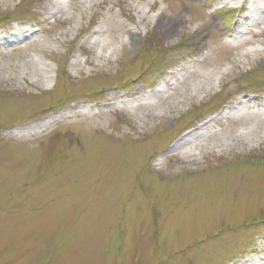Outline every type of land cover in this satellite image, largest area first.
Instances as JSON below:
<instances>
[{"label": "rangeland", "instance_id": "obj_1", "mask_svg": "<svg viewBox=\"0 0 264 264\" xmlns=\"http://www.w3.org/2000/svg\"><path fill=\"white\" fill-rule=\"evenodd\" d=\"M51 1L0 0V264H264V0Z\"/></svg>", "mask_w": 264, "mask_h": 264}, {"label": "bare ground", "instance_id": "obj_2", "mask_svg": "<svg viewBox=\"0 0 264 264\" xmlns=\"http://www.w3.org/2000/svg\"><path fill=\"white\" fill-rule=\"evenodd\" d=\"M50 4H51V6L53 8L57 9V8H59L61 6V1L52 0ZM263 5H264V1H255L250 6V8L248 10L249 11L248 14L246 16H244V18L240 21V27L244 28L246 26V22H248L250 25H254L255 27H257L262 21L260 15L264 14V6ZM138 19L141 22H143V21H146L147 23L149 22V18L147 17V15H146L144 10H138ZM152 20L154 22H157V18L156 19L153 18ZM169 27H170V23L167 24L166 32L168 31ZM239 32L241 33L242 31L239 30ZM240 35H242V34H240ZM128 41H133V36L129 37ZM177 72H179V70H177ZM160 91H164L163 90V86L155 88V90H153L152 92L148 93L143 98H135V99L129 100L127 102L130 103V104H132L134 102H139V101H142V100H145V99L149 98L153 93H157V92H160ZM245 104H247V101L246 102L237 103L235 106L230 108V110H233V113L237 112V111L240 110V107L244 106ZM222 114L227 115L228 112H223ZM214 119L215 118L210 119L208 122L204 123L203 126L197 128L195 131H191V132L187 133L185 135V137L180 139V142L178 143V145H187V144L193 143L196 138L201 136L202 129H205L207 126H209L210 125L209 123H211ZM46 123L48 124L49 121H45V122H42L41 124L33 125L31 127L30 126L26 127L23 130H19V132L27 131V130H30V129H37L40 126L45 125ZM174 147L175 146H173V148ZM261 259L264 260V257H262ZM249 262H251V261H249Z\"/></svg>", "mask_w": 264, "mask_h": 264}]
</instances>
